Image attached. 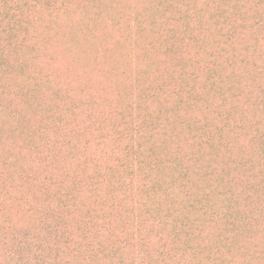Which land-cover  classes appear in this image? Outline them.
<instances>
[{
    "label": "rangeland",
    "instance_id": "374dc122",
    "mask_svg": "<svg viewBox=\"0 0 264 264\" xmlns=\"http://www.w3.org/2000/svg\"><path fill=\"white\" fill-rule=\"evenodd\" d=\"M43 2L0 31V264H36L14 246L64 231L60 181L75 180L87 194L71 239L90 233L77 262L264 264V0ZM138 154L143 174L115 196ZM148 173L161 189L142 194L151 213L137 206ZM192 201L204 223L186 229L185 252L174 225ZM90 214L113 218L100 228Z\"/></svg>",
    "mask_w": 264,
    "mask_h": 264
},
{
    "label": "trees",
    "instance_id": "16d2710c",
    "mask_svg": "<svg viewBox=\"0 0 264 264\" xmlns=\"http://www.w3.org/2000/svg\"><path fill=\"white\" fill-rule=\"evenodd\" d=\"M31 0H0V31L6 33L7 35H13L15 34V32L18 30V25L19 22L21 23L24 18V11H23V7H24V3L26 5L29 6ZM44 3L43 0L38 1V0H32L33 3V9L35 6L39 5L40 3ZM49 6H52L51 2L49 3ZM261 21H257L256 22V26L260 27ZM2 28V29H1ZM11 43H9L10 46H14L13 44L17 43L18 41H10ZM2 50V49H1ZM2 82V79H0V83ZM130 157V156H129ZM199 162L200 160H194ZM142 159L140 154L138 155H133V159H131L130 161L126 162L128 163L127 165H125V170L127 172V179L123 180V186L118 187L117 185H115L112 188L113 194L115 196H120V195H125L127 191H130L132 189V185L134 182V177L137 173L139 174H143L144 168L142 167ZM202 163V162H201ZM118 165V163H117ZM113 169L110 168L108 171H112ZM157 173H159L158 171H156ZM187 177H189V169L186 168L185 166L183 167V173H182V179H187ZM52 179V176L50 177V181ZM99 181H103V178H99ZM48 179L46 180L45 178V187H47V182ZM49 181V182H50ZM141 182H143L140 185V182H137V187L140 188L139 191V198L137 200V206L139 207V204L141 206H144L147 208V213H151L153 210L150 209L152 208V203L150 202L149 204L147 202H144V197H142V194L147 192L149 201H151V198L149 197V195L153 192V187H157L158 186V180L151 177L150 174L148 173L147 175H144V177L140 180ZM75 183L77 185V188H75L74 183L72 182V186L69 185H65L60 181V199H67V204L65 205V212H67L69 219L66 222H63V219L61 218V227L64 228V231H60L58 232L57 235H55L56 230L55 227H53V232H52V238H51V242L50 245H47L45 248L40 246L38 248H36V250H34L33 248H31L29 245V237L25 235L24 238H26V240L24 242L18 241V244L15 245L14 247L16 248L15 250L18 252V250L23 251L25 255H27L28 257L31 255L34 259H38L40 258L38 261H36V264H56L57 258L60 257V259H62V261H60V264H87V263H81V262H77L75 261L76 259H81L82 261H84L82 259V251L80 250V248H75V252L72 253V247H76L77 244V239L81 238L83 241L87 239V235L90 234H84L82 233L81 235H79L75 240L71 239V224H70V220L75 219L76 218V213L80 211V209H82L84 207V204L82 205V201L81 199L83 198V196L85 194H87L85 188V185H83V183H81L80 180H75ZM92 192H96L94 189L90 188ZM157 189V188H156ZM158 191L156 192H160L161 189H157ZM125 193V194H124ZM161 193V192H160ZM166 192H163V194H165ZM92 197V196H91ZM90 197V199H91ZM147 198V197H146ZM148 198L146 199L148 201ZM227 199H231L233 198V196H231L230 194L226 197ZM191 205L189 206V210L190 213L189 214H185V213H179V218L175 219V223L180 224L179 226L174 225V227L176 229H178L176 231V240H181L182 238H184L185 240H187L186 246H185V252H192L193 247L191 245V237L193 236V231H186V229L193 227V226H197L200 227L204 222L199 221L195 215H193L195 212H199V209L197 207V204L194 203V201L190 202ZM238 204V202L236 203ZM110 209L112 211L116 210V206L115 204H111ZM229 213V210H227ZM98 210L96 208L92 209V213H97ZM92 215V214H90ZM110 215V213H109ZM108 215V218H109ZM151 216V214H150ZM227 226H234L233 223H231L230 219H229V215H227ZM113 218V216H110V218L108 220H101L98 216H93L90 218V223L93 225V223L95 222L96 225L100 226V228H103L105 226H109V223L111 221V219ZM169 218V217H167ZM142 220V218H141ZM138 224L139 227V234H140V228L143 229V227L146 226V221H142ZM150 224L152 225H159V224H163V225H168L169 221H167V219H162L160 221H156V220H151L149 219ZM172 221V220H171ZM109 222V223H108ZM249 229V228H248ZM3 233L5 232V229H2ZM200 232V231H199ZM232 232V230L228 231V234H230ZM234 232V231H233ZM41 235V233H40ZM149 237H151V235H149ZM156 238V235H155ZM159 239H161L162 237H158ZM225 238H229L228 236H225ZM36 239H39V235L36 236ZM139 240V238L137 239ZM119 241V240H118ZM140 242H142L140 240ZM235 243V240H234ZM232 244V242H231ZM53 245V247H52ZM93 243L87 244L86 248H87V252L90 253L93 251ZM137 243L136 242H132L128 247L130 246H136ZM79 246V245H78ZM80 247V246H79ZM112 254H119L120 250L122 247H120L118 245V243L115 244V247H112ZM18 249V250H17ZM53 249H55L56 253H54V257L51 254V252H53ZM32 253H34L32 255ZM53 254V253H52ZM71 254V255H70ZM102 254L109 260V256H107V254L105 252L102 251ZM36 256H38L37 258H35ZM113 262H116V264H126L124 262V260L122 259V257H119L115 260H113ZM134 263V261H133ZM179 263V261H178ZM128 264V263H127Z\"/></svg>",
    "mask_w": 264,
    "mask_h": 264
}]
</instances>
